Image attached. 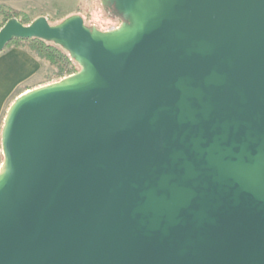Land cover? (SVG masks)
Masks as SVG:
<instances>
[{
    "label": "water",
    "instance_id": "95a60500",
    "mask_svg": "<svg viewBox=\"0 0 264 264\" xmlns=\"http://www.w3.org/2000/svg\"><path fill=\"white\" fill-rule=\"evenodd\" d=\"M108 1L0 28L81 65L9 108L0 264H264V0Z\"/></svg>",
    "mask_w": 264,
    "mask_h": 264
},
{
    "label": "rangeland",
    "instance_id": "374dc122",
    "mask_svg": "<svg viewBox=\"0 0 264 264\" xmlns=\"http://www.w3.org/2000/svg\"><path fill=\"white\" fill-rule=\"evenodd\" d=\"M6 4L24 11L34 21L40 16H46L51 24L57 25L66 18L79 14L92 28L100 31L115 30L126 21L119 15L114 5L108 0H10ZM0 16V22L2 21ZM43 67L40 75L34 80V86L57 82L62 78L57 76L56 68L47 60L42 59ZM26 92V91H25ZM23 94V93H22ZM17 96V95H16ZM13 97L3 109L0 119V173L3 170L4 154L2 148V133L5 119L10 106L19 97Z\"/></svg>",
    "mask_w": 264,
    "mask_h": 264
},
{
    "label": "crops",
    "instance_id": "0c3cea01",
    "mask_svg": "<svg viewBox=\"0 0 264 264\" xmlns=\"http://www.w3.org/2000/svg\"><path fill=\"white\" fill-rule=\"evenodd\" d=\"M8 1L0 0V5ZM42 67V59L27 47L11 46L0 53V119L3 109L14 96L41 86H34L33 82Z\"/></svg>",
    "mask_w": 264,
    "mask_h": 264
},
{
    "label": "trees",
    "instance_id": "16d2710c",
    "mask_svg": "<svg viewBox=\"0 0 264 264\" xmlns=\"http://www.w3.org/2000/svg\"><path fill=\"white\" fill-rule=\"evenodd\" d=\"M116 12L119 15H122L117 10ZM0 16L3 19L0 22V28L9 19L14 18V17L19 19L24 24H29L33 21L31 17L24 11L15 9L6 4L0 5ZM85 24L87 27L92 28L90 25L86 23V21H85ZM11 46L27 47L38 58L49 61L56 68L57 76L60 78L62 77L64 78L66 76L74 74L80 71L81 69L80 63L71 56L69 51H67L60 44H57L54 41L44 40L38 37H33L29 39L16 38V39H13L7 45L6 49L10 48Z\"/></svg>",
    "mask_w": 264,
    "mask_h": 264
},
{
    "label": "bare ground",
    "instance_id": "6f19581e",
    "mask_svg": "<svg viewBox=\"0 0 264 264\" xmlns=\"http://www.w3.org/2000/svg\"><path fill=\"white\" fill-rule=\"evenodd\" d=\"M29 91H26V93H28Z\"/></svg>",
    "mask_w": 264,
    "mask_h": 264
}]
</instances>
